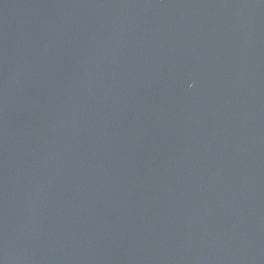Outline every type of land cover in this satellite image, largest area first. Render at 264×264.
<instances>
[{
  "label": "water",
  "instance_id": "water-1",
  "mask_svg": "<svg viewBox=\"0 0 264 264\" xmlns=\"http://www.w3.org/2000/svg\"><path fill=\"white\" fill-rule=\"evenodd\" d=\"M0 264H264V0H0Z\"/></svg>",
  "mask_w": 264,
  "mask_h": 264
}]
</instances>
